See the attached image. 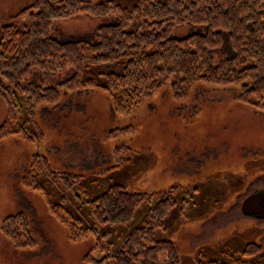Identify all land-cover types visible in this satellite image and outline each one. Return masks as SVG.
<instances>
[{
	"label": "rangeland",
	"instance_id": "obj_1",
	"mask_svg": "<svg viewBox=\"0 0 264 264\" xmlns=\"http://www.w3.org/2000/svg\"><path fill=\"white\" fill-rule=\"evenodd\" d=\"M36 1L0 0V38L4 27L20 31L30 27L29 15H18ZM96 2L112 3L132 11L137 0ZM114 21V17L90 16L54 21L49 37L62 43L96 44L98 29ZM205 33L204 26H183L174 28L170 38L179 40ZM102 72L109 73L112 69ZM71 76L70 68L54 75L33 70L22 82L49 89L59 87ZM60 94V102L55 107L40 106L36 111L35 124L43 134L42 143L27 144L21 140L24 153H9L16 156L13 160L17 167L12 169V177L0 183V225L9 216L23 215L36 247L17 251L0 233V264H84L83 258L97 239L93 233L79 244H70L67 231L49 215L43 198L22 185L32 156L44 159L39 152L46 141L42 118L49 113H44L45 109L51 110L52 118L61 117L58 125L65 127L60 136L66 138L67 135V147H61L74 155L69 159L75 164L69 170L85 174H72L83 178L81 185L87 197L82 199V206L69 198L67 206L85 227L95 230L98 238L105 236V245L111 246L110 254L118 252L132 230L142 227L150 205L137 210L126 226L100 227L91 223L84 204L112 186H121L128 193L154 197L153 203L167 197L175 202L163 230L156 233V240L173 243L180 264L219 261L228 252L241 253L249 244L261 246L264 256V219L261 218L264 211L260 208L264 206V115L237 101L238 88L197 85L187 99L176 101L167 83L127 119L117 118L110 100L99 91ZM0 111L1 126L7 112L1 95ZM27 127L31 128L29 124ZM127 127L135 130L133 135L108 141L110 132ZM119 146L132 150L127 156L128 162L102 175L113 166V152ZM1 153L0 162H3L7 157ZM75 154L87 161L78 163ZM22 156L29 160L22 175L17 176L16 173L23 169ZM82 162L88 164L84 172L79 166ZM43 180L49 179L44 177ZM47 189L53 203L57 204L62 195L59 186L50 183ZM253 208L256 213L248 216L247 211L251 214ZM95 257L100 258L101 254ZM257 263L264 264V260ZM158 264H166L163 257Z\"/></svg>",
	"mask_w": 264,
	"mask_h": 264
},
{
	"label": "trees",
	"instance_id": "obj_2",
	"mask_svg": "<svg viewBox=\"0 0 264 264\" xmlns=\"http://www.w3.org/2000/svg\"><path fill=\"white\" fill-rule=\"evenodd\" d=\"M24 15L31 20L28 29L9 26L1 30L0 95L7 112L0 126V142L19 138L27 144L42 143L36 111L40 106L59 104L61 92L99 91L110 100L113 114L127 119L167 83L176 101L187 99L197 85L236 87L237 101L264 115V0H137L132 11L96 0H37L18 16ZM80 16L114 17L115 21L98 29L96 44L62 43L49 37L54 21ZM183 26H204L206 33L171 39L170 32ZM66 68L72 76L57 88L22 82L33 70L54 75ZM110 68L112 72H102ZM134 132L132 127L116 129L107 139L114 141ZM131 153L127 147H116L113 166L102 175L120 169ZM82 179L52 172L43 158L34 155L22 185L43 198L49 215L67 231L70 244H79L94 233L97 239L83 258L84 264H158L162 257L166 264H180L174 244L156 240L175 207L171 198L153 203L152 196L112 186L86 202L88 218L100 227L126 226L137 210L150 205L142 227L132 230L118 252L110 254L105 236L98 238L67 206L68 198L82 206L87 197ZM49 181L62 192L57 204L48 192ZM255 211H247L248 216ZM0 233L17 251L36 247L21 214L4 219ZM97 254L101 257L96 258ZM263 260L262 247L249 244L241 253L228 252L222 260L198 264H258Z\"/></svg>",
	"mask_w": 264,
	"mask_h": 264
},
{
	"label": "crops",
	"instance_id": "obj_3",
	"mask_svg": "<svg viewBox=\"0 0 264 264\" xmlns=\"http://www.w3.org/2000/svg\"><path fill=\"white\" fill-rule=\"evenodd\" d=\"M95 95V94H94ZM51 110H47L45 109L44 113H49L50 114ZM111 111V109H110ZM1 111H0V116H1ZM46 115L44 116L43 119L42 118V122L44 124H42L43 127V132L46 135V141L43 145V148L40 150L39 154L44 157V160L49 164V166L56 172H62V173H67V174H79V175H85L84 173H79L76 171H70L69 168L74 166L75 164H71V160L69 158H72L74 155H69L67 153V149H64V147L61 146H66L67 147V135H65L66 138L61 137L60 135H62L60 132L63 131V129H65L64 125H58V123L60 122L61 117H53L50 115ZM55 119H58L57 121ZM62 129V130H61ZM23 142L17 138H13V139H9L3 142H0V155L2 154L1 152H3V156L7 157V159H2L3 162H0V183L3 184L2 181H6V179L12 177V169L17 167V162H15L13 159L16 158L15 155H10L9 153H11V151H18L20 155H22L24 153V146L22 145ZM7 146H10L11 149L14 148V150H11L9 148H7ZM17 148V150L15 149ZM77 156V154H75ZM13 156V157H10ZM78 157V163L81 160L87 161L85 158L81 159L79 156ZM110 157V155H109ZM28 157L26 156V158H24L22 156V162L21 165L23 167V169L21 168V173L20 171H18L16 174L17 176L20 174V176L22 175V173L25 170V166L27 165L26 162H28ZM109 162H110V158H109ZM79 166H81V170H85V168H88V164L87 163H83L80 164ZM93 167L95 166V161L93 162ZM78 167V164L76 166V169ZM109 167V166H108ZM71 170H75V169H71ZM19 176V177H20ZM19 214V213H18ZM17 215V214H14Z\"/></svg>",
	"mask_w": 264,
	"mask_h": 264
}]
</instances>
